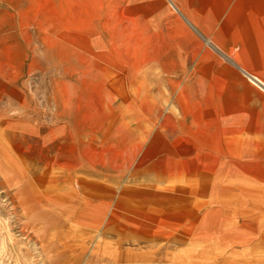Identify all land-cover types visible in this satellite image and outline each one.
Masks as SVG:
<instances>
[{"label": "rangeland", "instance_id": "rangeland-1", "mask_svg": "<svg viewBox=\"0 0 264 264\" xmlns=\"http://www.w3.org/2000/svg\"><path fill=\"white\" fill-rule=\"evenodd\" d=\"M172 1L0 0V264H264V0Z\"/></svg>", "mask_w": 264, "mask_h": 264}, {"label": "crops", "instance_id": "crops-1", "mask_svg": "<svg viewBox=\"0 0 264 264\" xmlns=\"http://www.w3.org/2000/svg\"><path fill=\"white\" fill-rule=\"evenodd\" d=\"M170 2V4L172 5L173 9L175 11H177L179 14H181L183 16V18L191 25L192 23L184 16V14L181 12L180 7L174 3L172 0H168ZM208 42L210 43V41L208 40ZM214 47V46H213ZM216 48V47H215ZM221 54H223L219 49H217ZM223 56H227L224 55ZM228 57V56H227ZM113 68V67H112ZM243 70V69H242ZM245 73H247L248 75H253L257 78H259L260 80L264 81V79H262L261 77L255 75V74H251L245 70H243ZM113 74L112 72H110V77L111 79H113ZM111 83V80L109 81ZM83 83V82H82ZM85 84L83 83V88L86 89V86H84ZM5 88H7L8 93L10 94V96L16 101L18 102L20 105L23 103V99H25V96L17 91L14 87L10 86L8 87L7 85H5ZM251 94L252 97L255 98L257 101L253 100L252 102L255 103H259V102H264V95L261 94L260 91L258 90H254L251 89ZM82 98V97H81ZM79 107V106H78ZM139 230H133V236L135 235V237H147V235L138 232ZM124 238L129 237V234L131 235L129 230H125L124 231ZM142 234V235H141ZM123 237V235H119V238ZM112 244H118V246H121L120 242L116 243V242H112ZM109 253V254H108ZM107 254L110 256L108 257L109 259H102L101 260V264H166L164 261L162 262L161 258H158L157 256L155 258H153V254H157L158 252L156 251H151L150 247H142V246H138V247H132V248H120V251L116 253L110 251Z\"/></svg>", "mask_w": 264, "mask_h": 264}, {"label": "bare ground", "instance_id": "bare-ground-1", "mask_svg": "<svg viewBox=\"0 0 264 264\" xmlns=\"http://www.w3.org/2000/svg\"><path fill=\"white\" fill-rule=\"evenodd\" d=\"M249 80L256 84L260 89L264 90V81L260 80L259 78L253 76V75H248Z\"/></svg>", "mask_w": 264, "mask_h": 264}]
</instances>
